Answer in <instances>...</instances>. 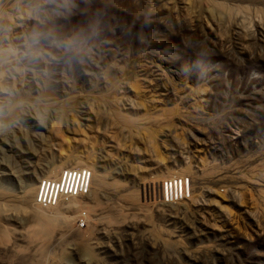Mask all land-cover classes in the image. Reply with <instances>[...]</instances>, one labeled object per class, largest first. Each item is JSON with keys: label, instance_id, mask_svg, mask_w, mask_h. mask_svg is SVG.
Wrapping results in <instances>:
<instances>
[{"label": "rangeland", "instance_id": "1", "mask_svg": "<svg viewBox=\"0 0 264 264\" xmlns=\"http://www.w3.org/2000/svg\"><path fill=\"white\" fill-rule=\"evenodd\" d=\"M60 2L3 16L0 47H80L0 80V264H264V0ZM81 169L90 192L37 205Z\"/></svg>", "mask_w": 264, "mask_h": 264}, {"label": "clouds", "instance_id": "2", "mask_svg": "<svg viewBox=\"0 0 264 264\" xmlns=\"http://www.w3.org/2000/svg\"><path fill=\"white\" fill-rule=\"evenodd\" d=\"M63 4L60 0H15L14 4H6L5 0H0V39L10 30V26L5 25L3 16L7 11L11 13L24 14L25 8L34 16H40L46 11L59 15ZM47 42L51 47L60 49L65 55L72 57L77 55L80 47L79 38L64 40L57 38L50 32H43L34 29L28 34L27 40L22 48L5 49L0 47V80L3 79L6 66L15 68L21 65H32L38 63L42 56V45ZM3 89L0 88V91ZM3 114V105L0 104V115Z\"/></svg>", "mask_w": 264, "mask_h": 264}, {"label": "built area", "instance_id": "3", "mask_svg": "<svg viewBox=\"0 0 264 264\" xmlns=\"http://www.w3.org/2000/svg\"><path fill=\"white\" fill-rule=\"evenodd\" d=\"M91 173L86 169L77 171L66 170L58 181L46 180L38 185L36 203L40 207H55L61 198L84 196L90 192ZM184 191L187 186L184 184ZM161 196L166 202H174L183 198L182 182L169 179L162 182Z\"/></svg>", "mask_w": 264, "mask_h": 264}, {"label": "bare ground", "instance_id": "4", "mask_svg": "<svg viewBox=\"0 0 264 264\" xmlns=\"http://www.w3.org/2000/svg\"><path fill=\"white\" fill-rule=\"evenodd\" d=\"M39 186H41V185H39Z\"/></svg>", "mask_w": 264, "mask_h": 264}]
</instances>
